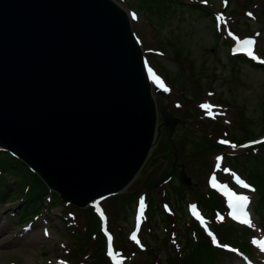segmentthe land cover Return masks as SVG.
<instances>
[{
	"label": "rangeland",
	"instance_id": "374dc122",
	"mask_svg": "<svg viewBox=\"0 0 264 264\" xmlns=\"http://www.w3.org/2000/svg\"><path fill=\"white\" fill-rule=\"evenodd\" d=\"M115 1L128 12L150 79L161 82V92L154 93L158 105L188 128L182 125L176 136L177 157L199 186H183L173 175L156 189L162 214L153 216L150 192L137 201L121 196L142 191L146 163L123 192L95 206L66 207L49 194L30 218L21 215L22 199L11 201L21 189L17 179L0 201V264H90L89 244L81 237L91 206L92 235L105 234L113 264H264V197L257 188L264 185V0ZM210 140L215 144L207 150ZM162 141L152 154L162 151ZM171 161L158 163L154 177ZM6 168L14 174L13 166ZM199 193H205L203 202ZM232 195L245 201L239 205ZM230 225L236 228L231 240L222 231ZM119 240L131 247L122 249ZM231 241L238 249L247 242L239 249L245 254L229 250ZM168 247L172 255L164 252ZM78 255L83 257L73 258ZM105 258L94 264H109Z\"/></svg>",
	"mask_w": 264,
	"mask_h": 264
},
{
	"label": "water",
	"instance_id": "95a60500",
	"mask_svg": "<svg viewBox=\"0 0 264 264\" xmlns=\"http://www.w3.org/2000/svg\"><path fill=\"white\" fill-rule=\"evenodd\" d=\"M160 91L115 0H0V149L61 201L85 208L134 180L160 126L170 138L180 123L159 108L157 124ZM178 179L191 184L183 166Z\"/></svg>",
	"mask_w": 264,
	"mask_h": 264
},
{
	"label": "trees",
	"instance_id": "16d2710c",
	"mask_svg": "<svg viewBox=\"0 0 264 264\" xmlns=\"http://www.w3.org/2000/svg\"><path fill=\"white\" fill-rule=\"evenodd\" d=\"M205 8L203 7V10ZM162 141V140H161ZM161 148L162 151L161 152H166L168 150V148H170L169 146V143L167 142V139H163V141L161 142ZM209 149H212V147H209L207 148V150ZM0 154L2 157H0V201L3 200V195L5 193H7L8 191H10L11 189V186H12V183H15V181L18 179L22 185H21V189L19 191H15L13 196L11 197V201L12 200H15V198H19V199H22L23 200V210H22V213L21 215H24L26 214V216H29L31 218V216L33 217V214L35 213H32L30 212V210H36L38 209V207H42V204L44 203L45 200H47V195L51 194V197L52 199L54 198L55 200H59V197L56 193L54 192H51L48 187L43 183V181L34 173L32 172L26 165H24L21 161H19L17 158H15L14 156H12L11 154L7 153V152H4L2 150H0ZM7 165L8 166H13V172L14 174L10 175V172L8 173V171L6 170L7 168ZM153 168L152 167L150 169V172L147 173V177H146V180L144 181V185H143V188L141 189L142 191L136 193H134V191L132 192L133 194H122L121 196L122 197H125V199H127V201H130V199H135L136 198V201L138 199V196L140 194H147L150 192V204L148 202V210L154 212L153 216L155 215V213H160L162 214V211H161V202H160V205L157 204V197L155 195V192L157 191L156 189H152V190H149V191H146V188L152 183L154 182L156 179H158L159 176H156L154 177L155 173L152 172L153 171ZM254 173L255 171H251V173ZM7 174H9L10 176L7 177ZM10 178V179H9ZM7 180L11 181V183H8ZM264 187V185H260V186H257V188L259 189V196L260 197H264V190L261 191L260 188ZM182 188V187H181ZM213 190V189H212ZM212 190H209V191H212ZM148 195V194H147ZM181 198L184 196L182 195V193L180 194ZM205 193H202L200 194L199 193V196H197L198 199H200L201 202L204 201L205 197H204ZM152 201V202H151ZM152 203V204H151ZM51 206V205H49ZM25 207V208H24ZM66 207H71V208H75L73 205H66ZM26 208H28L27 210H25ZM89 209H87V211H85L87 213L86 215V219H87V232L85 234V236L81 237V238H85V246L87 244H89L87 248V251H90V254H92V262H89L90 264H94L96 262V260L99 258H105V256L107 257V261L110 260L109 264H113L111 258H110V255L109 253L107 254V249L105 247V238L103 236V234L101 235L100 231L93 237V231H94V227H93V224L90 223V217L91 215L93 214V206L91 207H88ZM77 211H80V210H77ZM82 211V210H81ZM149 227V226H148ZM234 229V231L236 230L235 227H233V225H230V229H228V227H223L222 228V231H226V236L229 240L232 239V235H231V229ZM90 235V237H89ZM93 238V239H91ZM238 239V238H237ZM84 240V239H83ZM240 240V239H238ZM120 243L119 244H122V249L124 250H127V247H131L130 243L127 242L126 244L123 243V241L125 240H119ZM243 241H246V239H244ZM234 245L236 242H233L231 241ZM165 243V242H164ZM92 244V246H90ZM240 245V248L245 246V245H242V244H239ZM238 245H236L237 247ZM246 246L247 245V242H246ZM245 246V247H246ZM243 247V248H245ZM184 248H185V245H184ZM171 249V248H170ZM219 251H221L220 248H218ZM85 250V249H83ZM79 251V254L82 252L84 253L85 255V251ZM76 252V251H74ZM164 252H168L170 255H172L173 252H169V247L166 248L164 250ZM89 254V255H90ZM105 255V256H104ZM152 256V255H150ZM221 255L217 254L215 256V259L213 261V263H217V259L218 257H220ZM83 256H74L73 258L74 259H77L79 260V258H82ZM146 259L148 260L149 257H146ZM101 260V259H100ZM167 260L169 262H175L176 260L174 258H172V256H169L167 258ZM103 262V260H101Z\"/></svg>",
	"mask_w": 264,
	"mask_h": 264
},
{
	"label": "flooded vegetation",
	"instance_id": "af4514ba",
	"mask_svg": "<svg viewBox=\"0 0 264 264\" xmlns=\"http://www.w3.org/2000/svg\"><path fill=\"white\" fill-rule=\"evenodd\" d=\"M182 125L184 126V120H182V124L177 126L173 132V134L171 135L170 138H166L165 134V138L167 139V142L169 143V146L170 148H168V150L170 149H176L177 150V147H176V142H175V139H176V136H178V131L180 130V128L182 127ZM186 129L187 126L185 125L184 126ZM207 140V139H206ZM215 144V140L214 141H208V144H206L205 146H207L208 148L213 146ZM210 150V149H209ZM169 157L172 158V161L170 162L169 166L167 167L166 171L171 167V165L174 163L175 164V167H176V170H175V173L174 175H178V172L181 168V166L183 165L184 166V169H185V165L183 163H181L178 159V157H174L172 155H170ZM186 171V170H185ZM187 173V172H186ZM188 175V174H187ZM190 176V175H189ZM191 177V176H190ZM191 181H192V185L191 186H195V187H198L199 186V183H197L196 181H194L193 177H191Z\"/></svg>",
	"mask_w": 264,
	"mask_h": 264
},
{
	"label": "bare ground",
	"instance_id": "6f19581e",
	"mask_svg": "<svg viewBox=\"0 0 264 264\" xmlns=\"http://www.w3.org/2000/svg\"><path fill=\"white\" fill-rule=\"evenodd\" d=\"M234 199H236L235 196ZM236 203H239V205H241L239 200H236ZM236 211L240 214V217H245V213L241 212L240 208H236Z\"/></svg>",
	"mask_w": 264,
	"mask_h": 264
},
{
	"label": "snow or ice",
	"instance_id": "6c2138e0",
	"mask_svg": "<svg viewBox=\"0 0 264 264\" xmlns=\"http://www.w3.org/2000/svg\"><path fill=\"white\" fill-rule=\"evenodd\" d=\"M133 18H135V14H133ZM245 43H249V42L245 41ZM261 63H264V61H261Z\"/></svg>",
	"mask_w": 264,
	"mask_h": 264
}]
</instances>
